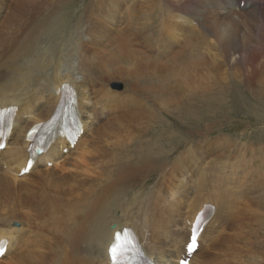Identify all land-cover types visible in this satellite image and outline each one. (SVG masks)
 <instances>
[{"label":"bare ground","instance_id":"6f19581e","mask_svg":"<svg viewBox=\"0 0 264 264\" xmlns=\"http://www.w3.org/2000/svg\"><path fill=\"white\" fill-rule=\"evenodd\" d=\"M73 1L66 0L71 8L77 5ZM147 1L89 0L79 19L66 27L61 26L63 18L52 15L51 0H0V109L16 108L9 137L0 150V243L7 242L4 257L19 248L0 264H110L107 246L113 226L117 231L130 228L154 264H178L187 255L193 220L205 204L214 206V214L199 236L197 250L188 257L189 264H235L242 256L238 257V234H225V230L245 232L246 244L251 245L252 230L247 228L253 218L264 216L260 213L264 209V165L254 176L246 174L251 167H244L245 158L230 168L225 162L220 166L212 159L205 162L195 152L190 157L184 152L179 162L178 156L172 160V150L183 137L173 136L168 120L162 119L172 117L170 103L158 109L151 103L140 120H123L119 113L134 99L130 92L140 93L145 100L155 99L161 67L165 71L172 67V77L188 90H207L221 72L245 84L264 83V0H158L163 19L151 35L143 34L150 23L144 11L148 6H143ZM58 2L63 10L65 4ZM112 7L123 11L119 27L132 31L126 34L116 29L117 37L109 35L107 17ZM171 48L172 58L162 54ZM116 78L133 81L119 91L109 86ZM179 81L173 82L177 85ZM63 84L74 91L82 133L73 148H79L53 161L73 149L59 136L27 166L26 132L50 117ZM92 100L95 113L90 114ZM185 100L184 106L193 109L195 102ZM201 102L194 109L200 114L198 123L205 117L214 118L217 111ZM109 108L113 114L101 116L100 124L89 120ZM193 115L186 112L182 120L189 123L187 118ZM136 120L142 124L135 126ZM161 127L168 131L157 136ZM205 130L210 131V125ZM144 135L155 138L146 142ZM20 170L28 173L25 179L13 176L20 177ZM190 172L199 191L187 200L191 187L184 175ZM189 204L194 205L192 212L185 209ZM178 217L184 233L179 238L173 229ZM206 233L213 236L207 237L201 250ZM16 235L26 240L15 247ZM174 238L175 243L168 244ZM179 239L181 245L174 247ZM220 258L225 259L220 262Z\"/></svg>","mask_w":264,"mask_h":264},{"label":"rangeland","instance_id":"374dc122","mask_svg":"<svg viewBox=\"0 0 264 264\" xmlns=\"http://www.w3.org/2000/svg\"><path fill=\"white\" fill-rule=\"evenodd\" d=\"M57 1H59V0H51V2H53L50 6L51 10H52V15L55 14L54 16H56V14H57L59 16V18H63V20H62L63 24H61V26L64 25L66 27H70L71 24H74V21L76 19H79L78 17L82 14L81 12L83 11V9H84L83 7H85V4L86 3L89 4V0L88 1H86V0H74L73 3H76L77 5H75V7H73V8H71V5L70 4L68 5L66 0H61L62 5L65 4V6L62 10V8L59 6V2L57 3ZM95 1H97V0H95ZM90 2L92 3L93 0H90ZM157 2H158V0H148L146 2V5H143V6H148L147 9H144V11L147 10L146 16L149 15L147 17L150 20V23H148V26L149 25L150 26L149 27L147 25H146L147 27L144 26L145 30H147V31L143 32V34L151 35V33L154 32V29H155L154 26L161 22V18L163 17L162 8H161V5ZM98 4H95V5H98ZM155 5H156V7H155ZM112 8H113V11L111 12L112 15H109L107 17V19H108L107 22H109V23H107V30H108L109 35L111 37L112 36L117 37V35L119 34L118 33L119 29L121 31H125L126 34L129 33L130 31H132L131 29L125 30L122 26L119 27L120 22H121L120 18H122L123 11L118 10L119 8L118 9L114 8V7H112ZM104 11H103V13H106L105 9H104ZM104 16H105V14H104ZM111 18H112V22H110ZM142 21H143V19H140V22H142ZM133 25H135V24H133ZM113 28H115V29H113ZM116 29H118V30H116ZM95 50H98V49H95ZM95 50H94V52H96ZM161 51H162V49H161ZM163 53L171 54L167 58H172V48H171V52L168 53V52L162 51V54ZM161 69L162 70L158 71V75H159L158 78L160 81V82L158 81L159 85L157 84L158 95H156V94L153 95V97H155V99L145 100L144 98L139 96L140 93L134 94L133 92H130V94H132L134 96V99L132 101H129L127 109L122 110V112L119 113V116L123 117V120H128V119L131 120L132 119L131 121H133L135 118L137 120H140L141 119L140 118L141 112L144 111V109H146V107L149 106L151 103L152 104L156 103V104H153L154 109H158V107L162 106L163 104H169L170 103V105H168V106L172 110V117L162 116V119L163 120L165 119V121L168 120L166 122V124H167V126L169 125V131L172 132V134L175 133L173 136L179 135V136H177L178 138L183 137L182 139H180V141H182V142H180L178 144L180 146H178L177 149L172 150V160L176 156H178L179 157L178 162H179L180 160L183 159V157L185 158L186 155L184 154V152L188 153L187 154L188 157H190L191 154L195 152L194 154H196V156L201 154V157L203 158V161H205V162H210V160L212 159L213 160L212 162H214V164L217 166H220L221 163L225 162L226 167L228 168L229 166L231 167V163H233L234 161L237 160L236 162H238V161L242 160L243 158H245L246 160H248V162L246 163V165L244 167H246V166L251 167L246 172V174L250 173V174L255 176V172H260L261 167L264 165V157H262L264 155V90H263L264 89V83L249 82V83L245 84L242 81H240L239 78L231 77L229 75H224L221 72L219 78L216 79V82H215L216 84L212 85L211 87H207L208 88L207 90H188L186 87L180 85L181 81L172 77V67H170L168 69V71H165V69L163 67H161ZM169 76H170V78H169ZM76 78H77V80H81L80 75H76ZM168 79H170V80H168ZM132 81H133L132 79L126 81L125 78H123V79L116 78V79H113L109 82V86L114 88V89H117L119 91H122V90L124 91V89L126 90L128 88L126 86V82L130 85ZM173 81H179V82L176 85V83H174ZM160 89H161V92H160ZM135 91H136V89H135ZM195 94H196V96L194 97ZM93 95H92V98H94ZM147 97L149 98V96H147ZM187 98H191V100L189 102H191V101L195 102L193 109H191L192 107H188V105L184 106L185 103H187V101L185 100ZM200 100L204 101V102H201L203 107L212 106L210 108H212L213 110H217V111H216V115L214 114V118H213V116L211 118L208 117L209 119L205 117L206 119L202 118L203 120L198 123V119H199L200 114L197 113L195 110L197 109V107L201 106ZM93 102H95V100H92L90 102V104L88 105V107L90 109H92L90 114L95 113L93 105H92ZM162 107H164V106H162ZM110 110H111L110 108H109V110L108 109L102 110V115H99L98 113H96L89 120L94 121V123L100 124V122L102 121L100 119L103 116L110 117L113 114L112 111H110ZM157 112L159 113V110ZM186 112H192L194 114L192 116L194 119L192 117L187 118L188 121L190 120L189 121L190 125H189V123H187L185 121V118H183L184 120H182V117H185ZM190 118H192V119H190ZM214 119L216 121H214ZM137 120H136L137 125L135 124V126H140L142 124V122H138ZM83 121H85L84 118H83ZM212 121H214L215 123L217 122V124L215 126H211L212 123H214ZM180 123L183 125L182 127H179ZM195 124H197V125H195ZM209 125H210V131H206L205 128H206V126H209ZM188 126L190 127V129L186 128ZM161 129L162 130H159L157 132L158 133L157 136H161V134L163 132L168 131V130H165L166 129L165 127H161ZM85 130H87V125H86ZM203 133H205V134H203ZM187 137L189 138V140L185 139ZM143 138L147 142V140L149 138H150L149 140H151L152 138H155V136L154 135L153 136L152 135L151 136L150 135H144ZM185 141L187 143H185ZM76 142L73 143L72 145H69V146L71 148H73V146L76 144ZM228 146H230V148H228ZM174 147H176V144L174 145ZM200 147H202V149ZM78 148H73L72 150H68L67 153L64 152L66 154L60 153V156L57 155L56 157H54L53 161L56 160V162H59L62 158H64L65 156H68L73 150L78 149ZM190 152H192V153H190ZM244 152H246V154H244ZM53 153H55V150ZM183 155H185V156H183ZM186 159L184 160L183 163L188 165L186 163L188 160H186ZM200 159L198 161H199V163H202ZM251 159H253V160H251ZM175 160H176V158H175ZM195 160L197 161V159H195ZM222 160H224V161H222ZM1 163H3V162H1ZM19 163H20V161H19ZM19 163H17V164H19ZM203 164H205V163H203ZM43 166L46 167L45 164ZM13 170H15V169H13ZM27 174L28 173L24 172L23 170H20L19 171L20 177L13 175V174H11V175H13L19 179H25V177H27L26 176ZM193 177H194V173L192 174L191 172H190V174L185 173V175H184V182L188 185V187H191V190H189V192L187 193V197H186L187 200H192L193 198L198 196L199 187L197 185H194L193 182H191ZM257 192H259V191H257ZM2 198H3V196L0 195V201H2ZM179 199L181 200V197H179ZM162 201H163V199H162ZM162 201H161V203H162ZM156 204L159 205L160 201L157 202ZM164 205H167V203L162 204V206H164ZM193 206L194 205L189 204L185 207V209L186 210L189 209V212H192L190 210V208L191 209L194 208ZM183 207H184V205H182V210H183ZM182 210H181V212H182ZM186 210H185V212H186ZM260 213L263 215L264 209H261ZM233 215H234V213H233ZM185 216H184V218H185ZM134 218L137 221H139L138 217L136 215H134ZM263 219H264V216L260 217L259 219L253 218L251 221V225L247 228V229L252 230V234H251L252 237L250 238V240H251L250 244L251 245L249 244L250 246H248L246 244L247 240H248V235L245 232L240 231V230L233 231L230 229V231H229L230 233H229L228 230H225V234H232L233 232H234L233 234L235 236L238 234L236 236L237 237L236 238V242H237L236 246L237 247L240 246L239 247L240 251H239L238 257L240 255H242L243 257L242 256H241L242 258L239 257L241 260L237 257L238 259L235 260V262H234L235 264H239V263L240 264H259V262H261V264H264V260H263L264 255L262 253L264 251V249H263L264 247H260L261 249H259L260 245L264 246V230H262V229H264V226H263L264 222L262 223V221H264ZM178 220L179 221L176 224L173 221V224H174L173 229H175V230L177 229V233L178 232L180 233V234L178 233V236H177L179 238L184 233L182 231V226H181L182 224L180 222L181 218L178 217ZM253 221H254V223H252ZM221 222H222V220H220V224H221ZM255 223H257V224H255ZM215 225H217V223ZM229 225L231 226L232 224H229ZM244 231H246V230H244ZM146 234H147L146 235L147 237L146 236L145 237L148 238V236H149L148 232ZM172 235H173V233H172ZM16 236H17V238L15 240L16 241L15 247L17 245L23 244L24 241L26 240L25 236H21V235H16ZM212 236H213V234H211V233L207 234L206 233V239L201 246V250H203L205 248L206 244L208 243L207 237L211 238ZM226 236L227 235H225V237ZM1 237L2 236H0V238ZM20 237L23 238V241L21 239H19ZM256 237H258V238L256 239ZM260 239H261V241H260ZM243 240H246V241H243ZM167 242H168V244L175 243V238L172 240L171 243H170V240ZM255 242H256V244H255ZM1 243L5 244L7 242L2 240ZM180 245H181V239H179L176 242L174 247H178ZM249 247L250 248L252 247L251 248L252 250ZM18 249L19 248H16V250L13 252V254H15L18 251ZM257 249H258V251H257ZM224 250H226V248ZM12 255L6 256L4 258H0V261L5 260L8 257H11ZM182 257H185V256H182ZM217 258L219 259V257H217ZM228 258H230V256ZM220 259H221L220 262H222V260H224L225 258L224 259L220 258ZM248 260H250L251 262H249ZM213 261H214V259H213ZM172 263H173V261H171L170 264H172Z\"/></svg>","mask_w":264,"mask_h":264},{"label":"snow or ice","instance_id":"6c2138e0","mask_svg":"<svg viewBox=\"0 0 264 264\" xmlns=\"http://www.w3.org/2000/svg\"><path fill=\"white\" fill-rule=\"evenodd\" d=\"M67 87V86H65ZM14 109L0 111V122H4L8 117L14 113ZM32 133H29L31 138ZM4 145L0 144V148ZM31 162L29 161V165ZM27 171V168L25 169ZM200 218H197L196 223L191 228L190 242L187 243L186 252L187 256L182 257L179 260V264H189L187 257H190L198 247L197 240L200 232ZM6 255L5 245L0 243V258ZM107 255L110 259V264H133V261L142 257L143 252L139 248V245L135 242V238L131 231L128 229H122L117 231L115 227H112V235L109 237L107 246Z\"/></svg>","mask_w":264,"mask_h":264}]
</instances>
